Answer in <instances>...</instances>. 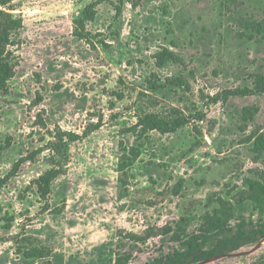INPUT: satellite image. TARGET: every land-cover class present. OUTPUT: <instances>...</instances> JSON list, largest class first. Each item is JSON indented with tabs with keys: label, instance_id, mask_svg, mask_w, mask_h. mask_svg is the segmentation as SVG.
Segmentation results:
<instances>
[{
	"label": "rangeland",
	"instance_id": "rangeland-1",
	"mask_svg": "<svg viewBox=\"0 0 264 264\" xmlns=\"http://www.w3.org/2000/svg\"><path fill=\"white\" fill-rule=\"evenodd\" d=\"M93 1L0 6L23 24L6 46L13 76L0 91V175L37 153L0 190V264H114L118 247L131 249L119 235L175 225L190 233L219 198L232 208L231 226L260 219L243 182L264 181V156L255 159L247 141L264 130V96L230 92L252 89V76L264 75V39L251 29L264 21V0H128L119 18L99 3L88 41L77 39L74 21ZM164 49L177 60L159 67ZM174 78L188 88L175 87ZM246 107L258 110L247 123ZM171 109L188 124L149 133L122 184L117 165L121 148L135 144L125 130L136 112ZM59 132L81 139L70 144L63 174L43 201L33 182L57 166L49 143ZM175 247L169 237H152L133 249L129 264ZM31 248L50 256L25 260ZM199 264H264V240Z\"/></svg>",
	"mask_w": 264,
	"mask_h": 264
},
{
	"label": "trees",
	"instance_id": "trees-1",
	"mask_svg": "<svg viewBox=\"0 0 264 264\" xmlns=\"http://www.w3.org/2000/svg\"><path fill=\"white\" fill-rule=\"evenodd\" d=\"M13 0H0V6L5 7ZM128 0H95L87 4L81 12V17L74 21L73 35L80 40H87L86 25L92 22L96 16V5L99 3H108L115 16L119 18L122 14L125 3ZM2 17V25H0V91L5 92L7 83L13 76L12 69L9 64L10 52L6 51L10 38L19 34L23 27L21 19H15L10 14L0 10ZM251 29L264 39V21L261 24H252ZM252 38V36H248ZM104 45V44H103ZM106 47V46H104ZM176 61V56L164 49L158 54L156 59L157 66H161L165 61ZM170 83L178 88H188L186 82L181 78H174ZM253 88H244L242 90H234L230 94L238 96H247L252 94H260L264 96V75L252 76ZM118 99L122 98L121 94H116ZM258 112L256 108L246 107L242 110L241 118L245 123L253 120ZM202 119V115L200 116ZM189 118L177 109H171L167 114H159L157 112H136V122L128 127L125 132L131 133L135 138V144L131 147L123 146L121 148V156L117 165V172L120 175V182L126 176L127 172L132 168L135 161L142 154L144 144L148 140L151 132L160 134L173 133L188 124ZM101 127V122L92 126L90 132H95ZM88 134H85V137ZM53 141L49 143L54 158L58 164L41 174L33 182L36 195L40 200L45 201L51 194V188L56 179H58L64 171L69 156L70 144L79 141L81 138L74 133L59 132L53 136ZM247 141L252 144L251 152L255 159L264 156V130L254 132ZM40 153V152H38ZM37 153H31L25 158H21L16 162L10 173L6 176L0 175V190L5 187L9 181L17 175L20 167L28 161L33 160ZM246 187L247 199L253 204L260 219L252 223L251 221L241 220L235 226H231L230 220L233 218L232 208L227 201L218 199L217 206L210 211L204 213L200 217V224L195 231L190 233L179 225L165 226L157 231H148L144 235L128 234L119 235L122 239L131 243V249L121 251L118 247L114 264H129L134 258V250H139L140 245L155 236L169 237V241L179 248L175 247L172 251L155 257L151 262L146 264H199L215 258L234 254L240 250L255 246L264 240V181L246 178L243 182ZM1 211V209H0ZM12 218H6L7 228L12 223ZM140 251V250H139ZM50 256V252L45 249L31 248L23 252L25 260H39Z\"/></svg>",
	"mask_w": 264,
	"mask_h": 264
}]
</instances>
